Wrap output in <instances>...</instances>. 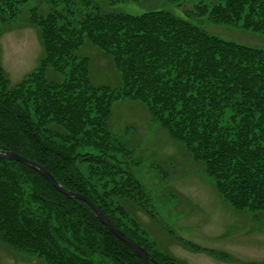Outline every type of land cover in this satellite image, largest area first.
<instances>
[{
	"label": "trees",
	"instance_id": "trees-1",
	"mask_svg": "<svg viewBox=\"0 0 264 264\" xmlns=\"http://www.w3.org/2000/svg\"><path fill=\"white\" fill-rule=\"evenodd\" d=\"M26 1L0 0V35ZM46 5L28 9L42 45L35 69L9 88L0 64V149L39 162L66 189L87 195L146 250L150 264H185L157 249L121 205L127 199L148 209L143 183L122 160L132 149L110 130L113 103L139 101L234 210L264 211V48L223 39L166 10L103 12L93 0ZM187 15L264 35V0L198 2ZM85 40L110 58L118 86L91 82L89 58L77 55ZM49 69L61 78L48 77ZM0 241L44 264H143L87 202L7 159H0Z\"/></svg>",
	"mask_w": 264,
	"mask_h": 264
},
{
	"label": "rangeland",
	"instance_id": "rangeland-1",
	"mask_svg": "<svg viewBox=\"0 0 264 264\" xmlns=\"http://www.w3.org/2000/svg\"><path fill=\"white\" fill-rule=\"evenodd\" d=\"M93 1L101 5L103 12L170 11L223 39L264 48L261 33L187 15L198 2L212 5L216 0ZM34 4L44 11L49 9L46 0H27L0 35V64L9 88L35 69L42 55L39 30L27 23L28 9ZM63 7L62 3L56 5L58 9ZM77 55L89 58V76L94 85H119V75L110 58L89 41L85 40ZM47 75L61 78L51 69ZM110 128L116 141L132 149L131 156H122V160L143 183L148 195L147 210L127 199L121 205L157 249L185 264H264V211L234 210L216 191L212 178L201 170L200 164L193 162L163 128L150 121L143 103L114 102ZM179 238L225 256L191 250ZM0 264L44 263L36 254L14 250L0 241Z\"/></svg>",
	"mask_w": 264,
	"mask_h": 264
},
{
	"label": "water",
	"instance_id": "water-1",
	"mask_svg": "<svg viewBox=\"0 0 264 264\" xmlns=\"http://www.w3.org/2000/svg\"><path fill=\"white\" fill-rule=\"evenodd\" d=\"M0 159H7V160H14L18 162H24L31 168L35 169L39 174H41L44 178L49 180V182L58 190L59 192L65 194L69 198L74 199H81L85 202H87L90 207L92 208L95 216L103 223L105 224L112 233L125 242L142 260L143 264H150L149 262L152 260L150 255L146 252V250L140 246L138 243H136L134 240H132L129 236H127L125 233H123L121 230H119L111 221L110 219L102 212V210L99 208L97 204H95L87 195L80 193V192H74L72 190L66 189L52 174L50 171L46 169L45 166L40 164L37 161H34L32 159H29L27 157H24L14 151L11 150H3L0 149Z\"/></svg>",
	"mask_w": 264,
	"mask_h": 264
}]
</instances>
